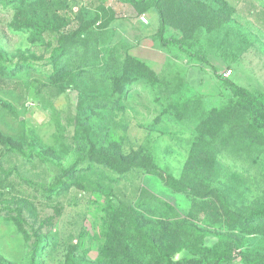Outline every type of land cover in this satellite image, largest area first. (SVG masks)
<instances>
[{"label":"rangeland","instance_id":"obj_1","mask_svg":"<svg viewBox=\"0 0 264 264\" xmlns=\"http://www.w3.org/2000/svg\"><path fill=\"white\" fill-rule=\"evenodd\" d=\"M189 1L215 10L222 24L182 31L174 9L164 37L181 46L170 47L160 44L159 16L147 4L0 6V48L12 63L21 55L37 67L0 83V138L21 148L0 144V264H114L103 245L108 230L131 231L127 214L154 228L211 232L203 246L212 252L264 255V228L236 223L264 201V135L247 130L248 115L229 85L264 94V0ZM16 15L50 21L58 32L17 30ZM59 46L65 68L56 79L49 66L38 68ZM128 60L144 65L147 76L130 69L120 93ZM210 116L216 128L204 127ZM100 150L119 151L135 168L115 174L95 167L77 173L82 187L54 188ZM158 170L183 190L170 188ZM161 227L159 235L167 231Z\"/></svg>","mask_w":264,"mask_h":264},{"label":"trees","instance_id":"obj_2","mask_svg":"<svg viewBox=\"0 0 264 264\" xmlns=\"http://www.w3.org/2000/svg\"><path fill=\"white\" fill-rule=\"evenodd\" d=\"M123 4L129 5H149L155 9L159 16V40L164 47L181 46L180 41L171 37L165 39L166 29L171 25L168 19L169 12L172 14L177 9L180 25L177 29L194 31L198 27H206L214 29L222 24L219 14L205 5L204 3L191 2L189 0H116ZM26 0H0V6L14 5V8L21 6ZM17 4V5H16ZM3 6V7H4ZM19 7L16 8L18 10ZM22 19V20H19ZM179 22V21H178ZM177 22V23H178ZM14 27L19 29H27L32 31L36 36L47 33L58 32L57 27L50 21H43L35 17H21L16 15ZM62 46L53 50L49 59L45 61L40 71L49 66V76L56 79L61 78L64 68L61 65V58L64 56ZM19 60L15 63L8 58L5 51L0 48V83L4 80L13 79L19 72L26 69H36L35 60L25 56H17ZM199 57L200 61L206 62L204 57ZM130 69L134 70L137 76H147V69L139 62L128 60L125 63V69L120 78L121 84L118 85L119 92L129 84L132 78ZM41 72H44L43 70ZM226 81V80H225ZM234 97L237 99L238 105L248 115L247 130L255 137L264 135V94H254L247 89L236 84H229ZM4 108L12 110L9 106L2 104ZM218 117V113H215ZM219 124V123H218ZM215 116L209 117L204 127L210 125L217 127ZM216 130V129H214ZM0 144H3L8 151L21 152V148L16 144H12L8 139L0 138ZM87 167L80 168L79 164H75L65 171V174L57 182L54 188L61 191H67L71 187H82L77 173L92 170L95 167H101L115 174H125L135 168L132 158L127 157L117 150H100L92 151L86 158ZM141 167H147L142 165ZM162 180L172 189L183 190L178 182L168 174L157 171ZM112 213L115 210L110 207ZM127 214V213H126ZM133 228L126 229V234L122 235L121 231H110L105 238L104 250H109L111 254V263L114 264H150V260L154 264H264V255L250 256L247 253L233 254L231 251L220 248L214 252L205 249L203 240L212 236L211 232L204 231L192 225H175L170 229H166L164 224L151 226L146 220H140L138 217H132L127 214ZM236 223L242 227H251L254 230L257 227L264 228V201L251 207L246 215H238ZM163 228L167 231L159 235V229ZM112 230V229H111ZM122 235V236H121ZM84 253H87L85 251ZM129 253V254H128ZM147 258L149 261H145ZM71 260V259H70Z\"/></svg>","mask_w":264,"mask_h":264},{"label":"built area","instance_id":"obj_3","mask_svg":"<svg viewBox=\"0 0 264 264\" xmlns=\"http://www.w3.org/2000/svg\"><path fill=\"white\" fill-rule=\"evenodd\" d=\"M139 20L141 21L142 24H147V18L146 17H140Z\"/></svg>","mask_w":264,"mask_h":264}]
</instances>
